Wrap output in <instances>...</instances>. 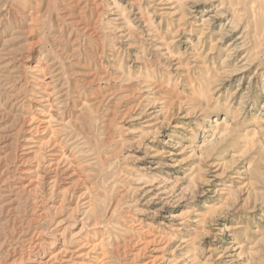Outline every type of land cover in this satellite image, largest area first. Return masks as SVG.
Instances as JSON below:
<instances>
[{
	"label": "rangeland",
	"instance_id": "obj_1",
	"mask_svg": "<svg viewBox=\"0 0 264 264\" xmlns=\"http://www.w3.org/2000/svg\"><path fill=\"white\" fill-rule=\"evenodd\" d=\"M0 264H264V0H0Z\"/></svg>",
	"mask_w": 264,
	"mask_h": 264
},
{
	"label": "bare ground",
	"instance_id": "obj_2",
	"mask_svg": "<svg viewBox=\"0 0 264 264\" xmlns=\"http://www.w3.org/2000/svg\"><path fill=\"white\" fill-rule=\"evenodd\" d=\"M36 80H38V82H40V80H39V79H36Z\"/></svg>",
	"mask_w": 264,
	"mask_h": 264
}]
</instances>
